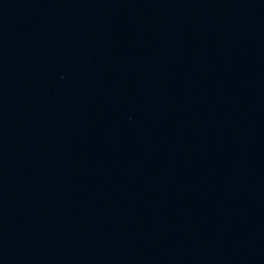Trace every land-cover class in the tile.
I'll use <instances>...</instances> for the list:
<instances>
[{"label": "water", "instance_id": "1", "mask_svg": "<svg viewBox=\"0 0 264 264\" xmlns=\"http://www.w3.org/2000/svg\"><path fill=\"white\" fill-rule=\"evenodd\" d=\"M0 264H264V0H0Z\"/></svg>", "mask_w": 264, "mask_h": 264}]
</instances>
